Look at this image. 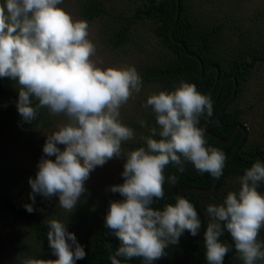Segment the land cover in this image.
<instances>
[{"label":"clouds","instance_id":"obj_1","mask_svg":"<svg viewBox=\"0 0 264 264\" xmlns=\"http://www.w3.org/2000/svg\"><path fill=\"white\" fill-rule=\"evenodd\" d=\"M62 3L0 2V78L18 85V114L28 124L40 109L65 118L46 136L35 178L28 180L32 203L24 207L33 213L40 195L58 198L59 207L73 213L88 191L91 173L114 158L123 159V183L106 189L122 197L109 201L104 217V227L119 241L109 259L112 264L133 258L154 264L167 255L166 249L179 244L185 232L197 237L201 230L197 211L183 196L163 209L152 206L164 198L166 167L172 164L184 172L188 162L201 174L222 175L224 153L206 146L204 130L198 127L201 117L213 115V102L184 81L172 91L151 94L143 107L151 108L159 131L153 128L151 136L143 138L146 147L122 153V143L132 140L134 131L119 119L120 109L140 93L142 79L135 67L97 66L88 23L74 20L58 7ZM157 135L159 139L153 138ZM237 181L238 191L229 192L219 205L207 206L210 222L203 235L207 264H224L231 250L220 240L225 231L243 264L264 261V242L258 240L264 228V194L258 191L264 183V163L256 161ZM167 182L175 185L176 176H168ZM47 226L48 246L56 258H27L21 264H76L85 258L84 247L65 223L48 219Z\"/></svg>","mask_w":264,"mask_h":264},{"label":"trees","instance_id":"obj_2","mask_svg":"<svg viewBox=\"0 0 264 264\" xmlns=\"http://www.w3.org/2000/svg\"><path fill=\"white\" fill-rule=\"evenodd\" d=\"M118 1L124 3L122 8L117 7ZM212 2L213 0H79L76 6L78 15L85 20H104L105 28L101 32L104 33V44L108 49L119 52L124 46L132 43L138 49L146 50L149 57H155L153 61L140 67L139 76L143 82L141 91L147 89L150 96L160 91H172L180 81L194 84L201 94L209 96L213 102V115L205 119L201 117L198 127L224 140L232 136L237 126L244 128L243 141L223 167L215 189L210 193H185V198L202 217L203 235L210 222L207 206L219 202L220 196H216L215 193L227 181L242 176L245 169L250 168L256 161L264 163V129L261 138L251 140L242 119L243 112L246 108L250 109V106L232 107L239 103V93L249 80L252 70L264 66V42L259 37L258 24L250 32L248 27L244 28L234 23L232 14L235 10L228 1L225 5L228 11L221 13L222 9H219L220 15L210 16L201 10V7L216 9L217 6L211 7ZM225 15L228 16L227 20ZM139 28H144L149 38L140 36ZM149 40L153 42L156 53H150ZM200 65L204 78H200L199 75ZM213 66L216 69H212L207 75ZM234 82L235 94L229 99ZM17 88L18 85L14 81L0 78V142L3 140L4 144L22 142L23 136H29L31 138L29 140L42 141L40 132L50 126L52 115L47 109H40L32 124L25 123L16 108ZM35 103L36 101H33L34 105ZM224 103L215 119L211 120ZM143 105L145 104H141V108L144 112L141 113L146 116V120L152 119L151 108H145ZM128 125L129 122L126 126ZM240 137L241 132H238L228 143L218 142L206 133L204 138L206 146L221 150L226 158ZM153 138L159 139V136ZM184 169V172H180L172 164L166 167L165 195L163 199L154 200L152 205L154 208L163 209L166 204H174L175 197L180 195V189L183 187L201 189L210 187L213 176L199 173L188 162H185ZM171 175L177 178L175 185L167 182V177ZM263 189L260 186L258 190ZM36 201L33 205L35 211L28 213L24 205L32 203L29 197L21 202L16 201L11 193L0 188V247L8 248L11 258L9 264H21L23 259L35 258L34 255L27 257L28 254L18 243L6 236L16 232L13 226L19 223L30 228L34 239L43 250V255L35 259L56 258L48 246L47 221H44L41 215L42 212L47 213L46 205ZM90 212L89 203L81 202L72 216L65 221L68 230L75 234L86 252L85 258L76 261V264H105L109 256L115 253L119 241L104 227V219H98L89 225ZM54 215L60 218L58 214ZM4 217L6 219L2 220ZM62 219L65 220V217L62 216ZM81 230L84 231V235L79 234ZM203 235L202 240L197 242L189 241L182 236L177 247L167 252L169 261L163 259V263L159 264H207ZM220 240L231 246V250L224 258V264L242 262L226 231ZM258 240L264 242V236L258 237ZM120 264L144 262L141 258H133L120 260ZM257 264H264V261H257Z\"/></svg>","mask_w":264,"mask_h":264},{"label":"rangeland","instance_id":"obj_3","mask_svg":"<svg viewBox=\"0 0 264 264\" xmlns=\"http://www.w3.org/2000/svg\"><path fill=\"white\" fill-rule=\"evenodd\" d=\"M78 1L79 0H63V3L58 5V7L69 13L74 20H83L88 23V39L96 47V53L92 59L96 62L97 66L102 69L109 67H135L139 74L141 66L147 65L155 59L154 56L149 57L146 50L142 48L138 49L132 43L124 46L119 52L108 49L104 44V33L101 32L102 29L105 28L104 20L97 19L87 21L81 18L76 11ZM226 1H228V4L232 5V8L235 10L234 14H232L234 23L244 28L248 27V31L250 32H252L253 27L258 24V29L260 31L259 37L264 42V20H260L264 19V0H213L211 7L214 8L217 6L216 9H211L210 7L204 9L201 7V10L208 13L210 16H216L219 14V9H222L221 13L228 11V8H225ZM123 4V2L118 1L117 7L122 8ZM227 19L228 16L225 15V20ZM138 31L140 36L149 38L144 28H139ZM255 37H257V35ZM148 43H150L148 44L150 53H156V50L153 48V42L149 40ZM148 96V90L144 89L140 91L139 94H134L120 109L119 119L124 125L129 122L128 127L134 131V138L122 143V153H127L139 147H146L143 138L151 136V130L153 128H157V132L159 131L154 113L150 120H146V116L141 113L144 112L141 108V104H146ZM242 105H245V107L250 106V109L246 108L243 112V124L245 123L249 138L251 140H257L261 138L264 129V66L255 67L252 70L249 80L239 93V103L232 105V107L242 108ZM64 121L65 118L63 116H52V123L50 126L44 128L43 131L40 132L42 141L29 140L31 139L29 136H23L22 142L14 141L12 144H4V140L0 142V188L11 193L16 201L21 202L24 198L29 197L32 190L28 184V180L30 177L35 178V174L38 170L37 164L44 155L42 149L46 136L55 131L58 125ZM59 147L63 149L62 145H59ZM48 158L55 159V157ZM124 162L123 159L114 158L108 161L103 167H97L95 171L91 173L90 179L86 182L88 191L78 202V204L81 202L89 203L91 208L88 219L89 225L95 223L98 219H104L109 208V201L122 199L118 193H111L106 191V189L112 185L123 183L121 173L123 171ZM260 186L264 188V183ZM239 187L240 185L237 178L227 181V183L215 193V195L220 196V198L218 204L215 203L213 205L223 203L227 194L229 192L238 191ZM258 191L264 194V189ZM36 200V202H41L46 205L47 213L42 212L41 214L44 221L48 219H58L65 223L73 214L60 208L58 198L56 197L49 200L37 195ZM55 213L58 214L60 218L54 215ZM62 216L65 217V220L62 219ZM5 219L6 217L2 218V220ZM13 227H15L14 231L16 232L6 236L11 237L10 239L13 242L18 243L19 247L28 254L27 257L34 255L35 258H40V255H43V250L40 244L34 239L30 228L21 223ZM79 234L84 235V231L81 230ZM261 236H264V228L261 229L258 237ZM175 248L176 245L170 246L166 249V253ZM8 251V248L0 247V264H9L8 262L11 258H9ZM163 259L169 261L168 254L161 260L155 261L154 264L163 263ZM231 264L243 263L237 262Z\"/></svg>","mask_w":264,"mask_h":264},{"label":"water","instance_id":"obj_4","mask_svg":"<svg viewBox=\"0 0 264 264\" xmlns=\"http://www.w3.org/2000/svg\"><path fill=\"white\" fill-rule=\"evenodd\" d=\"M212 69H216V67L215 66L211 67V69L209 70V72L207 73V75L210 73V71ZM199 75H200V78H204V76L202 75V67H201V65H200ZM235 88H236V83L234 82V89H233V91H232L229 99H231V97L234 96V94H235ZM224 105H225V103L223 105H221V107L218 109V111L216 112V114L213 116V118L211 120H214L215 119L216 115L219 113V111L221 110V108L224 107ZM202 118L205 119V117H202ZM238 132H241L240 140L238 141V143L233 147V149L230 151V153L225 158L224 166L227 163V161L233 156V154L236 151V149L238 148L239 144L243 141V138L245 136V130H244V128L242 126H237L235 128L232 136L229 139H227V140L221 139V138L217 137L216 135H214V134H212V133L204 130V133H206L208 136H210L211 138H213L216 141L221 142V143H228V142L232 141L233 138L236 136V134ZM219 178H220V176L218 178L217 177H214L209 188L201 189V188H197V187L188 186V187L181 188L179 194H180V196L185 197V193L186 192L210 193V192H212L215 189L216 184H217ZM197 213H198V216H199V218L201 220L200 235H198L197 237H192V236H190L188 234V232H185L184 235H183L185 238H187L189 241H192V242L201 241L202 240V235H203V230H202V217H201V215L199 214L198 211H197ZM117 259H121V257H117ZM105 264H112V262L109 259Z\"/></svg>","mask_w":264,"mask_h":264}]
</instances>
